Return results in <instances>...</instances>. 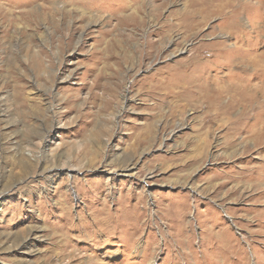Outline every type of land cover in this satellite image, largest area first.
Instances as JSON below:
<instances>
[{"label": "rangeland", "instance_id": "374dc122", "mask_svg": "<svg viewBox=\"0 0 264 264\" xmlns=\"http://www.w3.org/2000/svg\"><path fill=\"white\" fill-rule=\"evenodd\" d=\"M221 1L0 0V264H264V79L156 86L200 42L264 69V0Z\"/></svg>", "mask_w": 264, "mask_h": 264}, {"label": "bare ground", "instance_id": "6f19581e", "mask_svg": "<svg viewBox=\"0 0 264 264\" xmlns=\"http://www.w3.org/2000/svg\"><path fill=\"white\" fill-rule=\"evenodd\" d=\"M223 1V2H222ZM221 3L218 5L219 9H222V24L225 26L224 28H229L230 30H234L235 27L237 26V24L235 23L236 20L234 19V17H237V13L238 11H240V7L242 6H235L233 3V0H222ZM247 5V2L244 1L243 5ZM227 10V11H226ZM207 14H205L204 16L202 15L200 17V20H203L204 17H206ZM236 25V26H235ZM166 33V32H165ZM232 33V32H231ZM159 34V33H158ZM161 36V41L162 39H164L165 35L164 33H160L159 34ZM158 36V35H157ZM241 39L245 38L247 36L246 33H242L241 35ZM236 40L238 39V37H235ZM218 47L220 48V50H216L214 48V46H211L210 49V53L206 55L205 53V48L202 42H200L197 46H195L192 49V53L191 55L186 56V58L183 60V62H181L179 64V62H175V68L174 69V73L172 74V76L170 77L171 80L166 79V77L169 76H163L164 74L160 73L159 75L162 77L161 79H164L161 83H160V79H157L159 82L156 84L157 86V91H159L160 87H163L164 89L170 88V92L172 91L173 96H179V98L182 99V108H186L189 104V101H192L193 99V94L194 92L196 94H199V89L202 90V92H204V95L207 94L208 98L211 97L212 101L210 99H208V101H206V97H205V101L204 103H206L208 105V107L211 109V107H213L214 103L216 104L218 97L221 96L222 92H223V86L222 84L226 85L224 86V89L229 87L231 89L230 84H241V83H246L247 85H251L253 82L255 81H262L264 79V69L259 68L257 70V72L254 70L252 72H249V74H245V73H241L242 75H239L235 78L231 77L232 73L231 71L228 69L227 66V62L226 60L228 59L229 56H232V58L235 57V55H231L232 51L228 50L226 48L225 45V40H219L217 42ZM259 48V47H258ZM237 56V55H236ZM247 56V55H246ZM249 57V56H248ZM253 57V56H252ZM231 58V57H230ZM255 58V57H254ZM245 60L247 61V59L245 58H238L235 61H237V63H241L242 65L241 68L244 70L246 69V63ZM264 65V64H263ZM236 66V65H235ZM238 66V65H237ZM256 66V65H255ZM162 68V67H161ZM226 68V69H225ZM264 68V67H263ZM225 69V72L223 73V70ZM240 69V68H239ZM249 69V68H248ZM162 70V69H161ZM242 70V71H243ZM160 71V70H159ZM221 73V74H220ZM155 74H152L151 76H149L148 78H154ZM168 75V74H167ZM174 77V78H172ZM173 79V80H172ZM177 81H179V83L177 84ZM202 81L207 82V83H203L204 85H202ZM146 82V81H145ZM257 82V83H258ZM147 83V82H146ZM151 83V82H150ZM154 83V82H153ZM195 83V84H194ZM194 84V85H193ZM221 84V85H220ZM263 84V83H262ZM219 85V86H217ZM208 86H212L208 87ZM147 87L150 86L147 85ZM156 88V87H155ZM184 94H186V96H180L178 94V91ZM247 89V88H246ZM228 90V89H227ZM252 91H254V87L252 86L251 88ZM198 91V92H197ZM243 91V90H242ZM256 91V90H255ZM141 92V91H140ZM167 92V91H166ZM179 92V93H180ZM236 93V91H235ZM159 94V93H158ZM160 95V94H159ZM170 96V95H169ZM165 98V97H164ZM173 98V97H172ZM178 98V99H179ZM202 98V97H201ZM163 100V98L161 99V101ZM201 100V99H200ZM216 101V102H213ZM170 101V100H169ZM176 102V101H175ZM168 103V102H167ZM180 104V105H181ZM168 105V104H166ZM163 106V105H162ZM190 106V105H189ZM252 106V105H251ZM255 106V105H254ZM181 107V106H180ZM176 108V107H175ZM181 108V109H182ZM248 108V107H247ZM250 109V108H249ZM194 110V109H193ZM259 110V109H258ZM244 111V110H243ZM250 111V110H249ZM173 112H175L173 110ZM176 113V112H175ZM253 114V113H252ZM205 116V115H204ZM242 116V115H241ZM248 116V115H246ZM207 117V116H206ZM246 119V117H244ZM206 121V120H205ZM212 121V120H211ZM171 122V121H170ZM150 127V126H149ZM206 131V130H205ZM211 136V135H210ZM226 138V137H225ZM230 138V137H229ZM231 139V138H230ZM153 139L150 137L148 138V136L146 137V141L147 142H151ZM238 141V140H237ZM204 142V141H203ZM243 142V141H242ZM245 142V141H244ZM202 143V142H201ZM200 147L202 149V145L199 144ZM204 146V145H203ZM244 149V148H243ZM242 149V150H243ZM251 151V150H250ZM240 152V151H239ZM201 152H199L200 154ZM204 153V152H203ZM236 152H234L235 154ZM243 153V152H242ZM228 156L233 155V151L227 154ZM239 155V154H238ZM221 156V155H220ZM202 158V157H201ZM264 158V157H263ZM196 160V159H195ZM202 160V159H200ZM263 165V164H262ZM127 167V166H126ZM257 167V166H256ZM255 167V168H256ZM262 168V167H261ZM125 169V168H124ZM128 169V167L126 168V170ZM253 169V168H252ZM251 171V170H250ZM129 174V173H128ZM256 175V174H255ZM251 176V175H250ZM253 176V175H252ZM263 183V182H262ZM239 196V195H238ZM195 201V200H194Z\"/></svg>", "mask_w": 264, "mask_h": 264}]
</instances>
